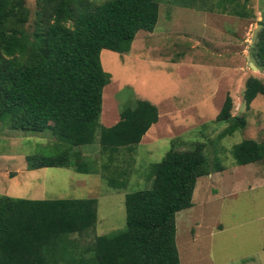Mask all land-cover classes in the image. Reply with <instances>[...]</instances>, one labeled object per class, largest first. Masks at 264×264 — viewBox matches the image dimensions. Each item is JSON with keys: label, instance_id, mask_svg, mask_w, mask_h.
<instances>
[{"label": "trees", "instance_id": "trees-1", "mask_svg": "<svg viewBox=\"0 0 264 264\" xmlns=\"http://www.w3.org/2000/svg\"><path fill=\"white\" fill-rule=\"evenodd\" d=\"M26 1L0 0V123L25 132L50 130L73 146L98 142L101 153L108 155L98 170L110 186L126 187L132 163L120 167V153L136 150L158 121L159 110L132 95L115 124L101 123L103 90L112 77L103 67L101 51L129 52L140 30H154L161 0H37L32 22ZM177 1L210 12L254 14L247 0ZM259 56L264 64V28ZM258 94H264V82L252 76L246 84V104ZM233 107L228 95L217 116L228 122L220 137L246 124L244 117L232 114ZM232 154L241 165L264 160V142L243 139L233 145ZM27 164L30 169L95 171V165L71 147L52 155H28ZM213 168L223 166H211L202 142L188 149L173 142L152 165V185L126 193L125 227L86 243L82 234L98 220L96 198L0 194V264H180L177 213L193 206L198 178Z\"/></svg>", "mask_w": 264, "mask_h": 264}, {"label": "rangeland", "instance_id": "rangeland-1", "mask_svg": "<svg viewBox=\"0 0 264 264\" xmlns=\"http://www.w3.org/2000/svg\"><path fill=\"white\" fill-rule=\"evenodd\" d=\"M26 3L32 22L37 0ZM246 6L253 16L161 0L154 30H140L129 52L101 51L103 67L112 75L103 90L101 123L115 124L122 104L132 95L153 102L159 110L158 121L136 150L120 153V167L132 163L126 187H112L103 177L100 170L108 155L101 153L98 142L73 146L53 131L25 132L1 122L0 194L96 198L98 220L94 229L82 234L81 241L86 243L125 227L126 193L152 185V165L173 142L179 149L202 142L211 166L220 162L223 169L213 168L199 177L193 206L177 213L180 264H264V160L241 165L232 154L233 145L243 139L264 142V94H258L250 106L244 98L250 77L264 82L259 56L264 0H247ZM228 95L233 99L232 114L244 117L246 124L234 134L220 137L228 122L217 116ZM70 147L92 162L95 171L28 167V155H52Z\"/></svg>", "mask_w": 264, "mask_h": 264}]
</instances>
